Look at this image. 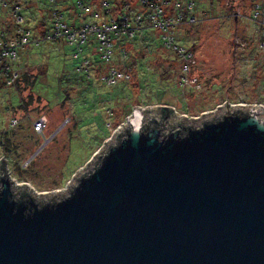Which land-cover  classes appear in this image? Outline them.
<instances>
[{"label": "water", "instance_id": "1", "mask_svg": "<svg viewBox=\"0 0 264 264\" xmlns=\"http://www.w3.org/2000/svg\"><path fill=\"white\" fill-rule=\"evenodd\" d=\"M176 118L136 110L61 191L0 161V264H264V112Z\"/></svg>", "mask_w": 264, "mask_h": 264}, {"label": "rangeland", "instance_id": "2", "mask_svg": "<svg viewBox=\"0 0 264 264\" xmlns=\"http://www.w3.org/2000/svg\"><path fill=\"white\" fill-rule=\"evenodd\" d=\"M195 1L197 21L178 27L179 40H185L192 53L187 73L182 72L184 62L161 47L158 30L150 32V39L141 35V39L125 40L123 44L118 39L114 41V64L128 77L110 86L99 80L95 85L84 84L77 78L72 72L75 61L70 58L71 49L60 51V58L47 52L48 57L44 50L30 44L26 49L30 57L27 60L35 59L40 64L46 61L49 68L48 74L40 76L33 89L35 97L44 98L41 103L30 106H38L31 113L34 118H21L23 113L18 112L16 116L21 125L8 128L16 153L10 157L2 152L0 161L5 160L10 176L21 183L26 180H20L15 169L27 170V182L37 194L67 189L74 175L87 168L105 142L112 140L123 125L128 126V119L136 110L144 117L158 119L162 106L171 107L173 114H177V124L181 120H211L225 111L252 109L256 104H264V26L259 17L253 19L255 3L264 0ZM98 2L89 0V12L99 11L103 2ZM27 5L29 23L36 28L47 15L49 4L39 11L36 10L37 0H28ZM3 13L8 15L6 11ZM95 46L96 39L90 37L86 49ZM142 46L145 47L140 48ZM120 49L128 53L124 59L120 58ZM3 61L6 67L12 64L7 58H1ZM62 63L71 73L60 75ZM182 77H185L184 83H181ZM66 84L74 86V91L68 87L69 94H64L62 85ZM77 89L79 92L75 93ZM136 94L140 96L138 102L134 101ZM10 100L14 105L19 102L14 92L0 89V131L7 128L12 115L11 110H7ZM122 104L125 119L114 126L111 108ZM118 114L116 110V117L120 118ZM41 117L46 119V124L38 129L35 123ZM31 159L33 161L25 168Z\"/></svg>", "mask_w": 264, "mask_h": 264}, {"label": "trees", "instance_id": "3", "mask_svg": "<svg viewBox=\"0 0 264 264\" xmlns=\"http://www.w3.org/2000/svg\"><path fill=\"white\" fill-rule=\"evenodd\" d=\"M98 1L99 2L97 4L106 1L108 3V6L107 7L103 6L99 9V11L96 12L95 10H93L91 13H86L84 8L89 6V0H37L36 10L38 11L41 9L43 10L46 3L49 4V8H47L48 10L47 15L43 16L42 21L39 22L37 26H35L36 28H33V26H31V23H29V19H28L29 17L28 16L29 12L27 9L28 0H0V40L5 41L11 38H16L20 34L19 33L20 29L31 30L27 44L18 50V58L10 68H7L5 66L7 64L6 62L4 61H3L4 63L1 62V58L3 57L0 54V89L2 88L9 89L11 92H14L17 95L19 100L17 105H14V103L10 100V104L7 107V110H11L12 115L11 118L8 120L7 128L4 129L3 131H0V155L3 152L6 156L7 155H10V157L11 155L15 156L16 153V152L14 153L15 145L12 144V138L11 135L8 134V132L14 127L21 125L19 124L20 118L18 119L17 118L18 116H16V114L18 112H22L23 114L21 113L22 114L20 116L21 118H26L29 116L28 118L32 120L34 117L31 113L32 111H34V109H37L38 106L35 108H30V106L35 102L41 103V101L44 99L41 95L35 97V95L33 94L35 90L33 89L40 76H42L43 74H48L49 64L46 61H42V64H40V62L35 59H33V62L27 60L28 56L26 55L27 54L26 49L30 47V44H34L35 46H37V48L44 50V52L48 57H49L48 53L52 52L53 54L59 56L60 58L62 57V54H59L60 51H62L63 53V51L66 50V48L71 49L70 58L73 61H75V65L72 72L73 74H76L77 78L78 77L81 78L84 84L95 85L96 81L99 80L101 84L103 83V85L110 86V84H108L106 80L103 79L104 76H107V74L110 72L111 69L121 70V68L116 66V63L114 64L113 61L115 55V50H114L115 42L111 45L112 48L111 58L108 61H104L101 59V55L99 51L100 41L96 33L89 36V38L94 37L96 39V46L91 49L89 48L86 49V45L88 43L87 41L82 46V51L77 57L73 56L76 50L75 46L69 44L63 38L55 41L52 40L43 41L42 40L43 37L48 32H52V29L54 27V17H53L54 12L58 11L62 15L63 20L66 21L68 25L74 28L82 27L90 22L95 23L98 26H101L103 24L110 23L113 20L114 22L117 23L118 29L116 30L117 33L113 32L111 34L112 39L113 41H117L118 39V41H121L122 44L124 43L125 40H128L127 42H129L130 40H134L136 38L141 39L142 37H139L141 35H144L143 37L148 36L149 39L152 38L150 32L156 29L150 26V24L147 22V10L137 0H135L136 1L135 5H133L134 2L133 0H98ZM170 1H172V3L174 1H178L183 4H186L188 1H193L194 2L193 16L195 18V21H197V16L195 12L198 6L196 7L195 0H170ZM259 3H264V2H259ZM19 4L22 5L21 10L17 11L15 8ZM3 11L8 12L7 16L10 17L9 19L7 16L4 15ZM96 13H98L99 15L95 16ZM124 14H127V16H129L130 18L127 23L124 19ZM21 15L24 17L22 23L17 21V17ZM136 16L141 17V21H139L140 24L135 19H132V17L135 18ZM192 23L193 22L188 24H192ZM131 29L134 31L133 36L129 35V31ZM159 43L161 44V47H163L161 42V37ZM182 43L187 45L185 40H182ZM144 47L145 46H142L140 48H144ZM119 55L120 58L124 59L125 57H127L128 53L124 49H120ZM41 58L43 59V57ZM28 59H30V57H28ZM86 59L89 60V63L84 66V61ZM34 66H37V68L33 69ZM31 67L33 69L32 72L28 71V69H31ZM11 68L16 70L19 76L17 80L10 85L8 84V79L10 77L9 75L11 73L10 70ZM59 68H61L60 75L71 73L70 71L66 70V65L64 63H62L61 67ZM60 75L58 77V81L59 80L62 81ZM139 82L141 86L140 79ZM62 87L64 90L63 91L64 94L66 92L67 94H69L70 91H67L68 87H71L72 91H74L75 89L74 86L69 84L62 85ZM27 90L29 91V93L25 94V91ZM76 92H79L78 89L77 91H75V93ZM139 92L140 89L138 90L137 93ZM139 100H140V96L139 95L135 96L134 101L138 102ZM45 104L48 105V102ZM111 109L112 112L110 113V117L112 118L113 116L115 117V119L111 122V124L117 126L120 122H122L125 119V116L123 115L124 105L123 104L119 105L117 108L113 106ZM116 110L119 111L118 115H121L120 118L116 117L117 116ZM160 112L162 119H168L173 115V108L168 106H162ZM13 119H16L17 121L15 125H12ZM8 128H10V130ZM6 161H8V159ZM32 161L33 159H31L26 164L25 168H27L28 164L31 163ZM5 164H6L5 161H3L1 164L3 170H5ZM26 171L27 170L21 169L20 167H17L15 169L16 176L20 180L28 181L29 179L27 178Z\"/></svg>", "mask_w": 264, "mask_h": 264}, {"label": "built area", "instance_id": "4", "mask_svg": "<svg viewBox=\"0 0 264 264\" xmlns=\"http://www.w3.org/2000/svg\"><path fill=\"white\" fill-rule=\"evenodd\" d=\"M139 3L144 6L147 10V22L152 26L154 29L161 32V42L162 46L169 50L170 52L174 53L178 56L183 62L182 72L187 73L189 70V65L192 58V53L188 49V46L182 43V40L178 38V27H180L183 23H191L195 21L193 16L194 11V2L188 1L186 4H183L178 1L170 0H139ZM22 5H17L16 10H21ZM103 6L107 7L108 3L103 1ZM102 6V7H103ZM90 7H85L86 13L89 12ZM254 16L253 19L260 18V23L264 26V3H258L254 5ZM99 14L96 13L95 16ZM54 17V27L52 32H48L44 37L43 41L48 40H59L65 39L69 44L74 45L76 50L74 53V57H77L81 51L82 46L88 41L90 35L94 33L97 34V37L100 41L99 51L101 55V59L104 61H108L112 56V48L111 45L114 43L111 34L117 33L118 25L113 20L110 23L103 24L98 26L95 23H87L82 27L74 28L71 27L63 20L62 15L56 11L53 13ZM124 19L126 23L129 21V16L124 14ZM136 21H141L140 16H136ZM24 17L18 16L17 21L23 22ZM140 24V22H139ZM129 25V24H128ZM30 29H20L19 35L16 38H11L9 40H0V54L4 59H9L12 61V64L16 62L18 58V50L24 45L27 44L28 38L30 35ZM134 31L131 29L129 31V35L133 36ZM20 36V37H19ZM89 63V60L86 59L84 61V66ZM8 66L10 68L12 66ZM10 77L8 79V84H13L19 74L13 68L10 69ZM128 76L125 74V71L120 69H111L107 76H104L103 79L110 85H114L117 82L126 79ZM185 82V77L181 78V83ZM262 108H264V104H260L253 106L252 109H258L259 112H262ZM17 123L16 119L12 120V125ZM46 124V119L41 117L35 123L36 128L40 129L42 126L44 127Z\"/></svg>", "mask_w": 264, "mask_h": 264}, {"label": "bare ground", "instance_id": "5", "mask_svg": "<svg viewBox=\"0 0 264 264\" xmlns=\"http://www.w3.org/2000/svg\"><path fill=\"white\" fill-rule=\"evenodd\" d=\"M15 183H16L17 185H18V184H19V185L22 184V182H21V183H17L16 181H15Z\"/></svg>", "mask_w": 264, "mask_h": 264}, {"label": "clouds", "instance_id": "6", "mask_svg": "<svg viewBox=\"0 0 264 264\" xmlns=\"http://www.w3.org/2000/svg\"><path fill=\"white\" fill-rule=\"evenodd\" d=\"M28 183V182H27Z\"/></svg>", "mask_w": 264, "mask_h": 264}]
</instances>
